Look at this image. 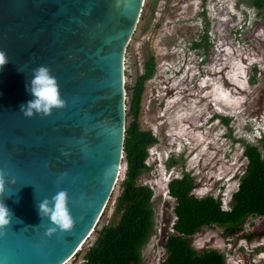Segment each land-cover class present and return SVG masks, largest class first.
<instances>
[{"label": "water", "instance_id": "1", "mask_svg": "<svg viewBox=\"0 0 264 264\" xmlns=\"http://www.w3.org/2000/svg\"><path fill=\"white\" fill-rule=\"evenodd\" d=\"M144 1L0 0V50L11 61L0 71V169L8 181L0 201L13 214L0 235V264H63L93 230L121 164L124 54ZM41 65L57 78L66 107L27 118L26 82ZM61 190L74 227L47 236L52 225L38 204Z\"/></svg>", "mask_w": 264, "mask_h": 264}, {"label": "rangeland", "instance_id": "2", "mask_svg": "<svg viewBox=\"0 0 264 264\" xmlns=\"http://www.w3.org/2000/svg\"><path fill=\"white\" fill-rule=\"evenodd\" d=\"M256 11L245 0H145L124 54L125 126L133 118L129 110L132 88L151 56L154 73L143 84L137 124L156 138L152 150L159 153L173 150L174 139L179 136L189 150L197 147L194 158L184 152L168 159L166 168L173 170L169 177L189 173L194 177L192 194L217 197L224 208L246 164L243 144L258 143V138L247 132L253 130L254 118H259L258 125L263 119L260 115L264 116V19ZM204 25L207 49L191 50L190 42L201 37ZM165 76L177 82L171 87V95L178 99L170 103L163 91L158 92L159 85L166 84L162 80ZM175 90H182L184 96ZM164 100L167 111L163 109ZM208 113L219 118L206 121ZM223 116L228 124L221 120ZM155 155L147 150L148 169L137 180L152 188L154 209L153 231L142 248L140 264H160L166 254V234L171 232L174 220L175 200L167 194L161 179L164 166ZM125 171L122 158L93 230L64 264L81 262L101 228L118 220L115 203ZM251 231L256 235L243 238V233ZM190 243L196 250L218 249L226 264H264V216L248 217L242 231L234 234H227L219 225L203 226L190 237Z\"/></svg>", "mask_w": 264, "mask_h": 264}, {"label": "trees", "instance_id": "3", "mask_svg": "<svg viewBox=\"0 0 264 264\" xmlns=\"http://www.w3.org/2000/svg\"><path fill=\"white\" fill-rule=\"evenodd\" d=\"M245 4L254 7L257 10L255 14L264 19V0H245ZM206 31L204 25L201 37L190 42L192 48L207 49ZM153 73L154 61L150 56L132 88L129 110L134 117L143 84ZM221 120L228 124L225 116ZM151 140V136L139 130L136 118L128 122L122 147L126 171L115 203L118 220L101 228L85 251L82 261L77 264L141 263L142 248L154 227V209L152 188L137 180L148 169L145 145ZM242 154L246 164L227 208L222 206L219 198L210 194L199 197L192 194L194 177L189 173L184 172L180 177L169 180L167 194L175 200L172 207L174 220L170 226L171 232L166 234V254L160 264H226L222 252L215 248L196 250L190 243V237L207 225L222 226L227 234L238 233L248 217L264 216V135L257 144L244 143ZM255 235L256 232L251 231L242 236L251 239Z\"/></svg>", "mask_w": 264, "mask_h": 264}, {"label": "clouds", "instance_id": "4", "mask_svg": "<svg viewBox=\"0 0 264 264\" xmlns=\"http://www.w3.org/2000/svg\"><path fill=\"white\" fill-rule=\"evenodd\" d=\"M9 63H11V61L8 57V54L5 51L0 50V71H3ZM17 71L22 72V70L19 68H17ZM26 91H28L33 96V99L28 101L27 104L20 105V112H22L23 115L27 118H32L34 115H40L42 117L50 116L54 109H62L66 107L67 102L61 96L60 85L58 83V80L55 76L52 75L51 69L48 66L41 65L32 70V78L30 81L26 82ZM260 116L264 119V116ZM210 118L217 119L219 117H213V115H209L208 113L206 121H208ZM258 119V117L256 119H253V121L255 122L252 126L253 130L247 133L248 136L253 135L259 139L262 135H264V122H262V119L261 122H259V124L257 125L256 123ZM255 133H257V135ZM174 142H176V144L174 143V149L169 152L167 151L170 148H168L167 150H161L160 153L157 149L152 150V147L149 149V153H156L155 158L158 159L161 163H163L164 167L162 168L164 172L160 174L162 182H164L166 187L167 183L172 177L181 176L180 175L169 177L171 174H173V170H168V168H166L168 159L173 154L180 155L184 152H186V156L190 155L188 158H194L196 155L194 150L197 149V147H191V150H189L186 146V144L188 143L182 141L180 136L177 139H174ZM178 143H182V145H179ZM198 162L199 159H197V162L192 165V168L197 165ZM6 183H8V181L6 180V174L2 169H0V196H3V194L5 193ZM11 183L15 185L16 181L13 179L11 180ZM230 198L231 193L229 199ZM38 210L39 215L41 217L47 218L50 221V224L52 225L46 230L45 235L52 236L58 231L60 233H67L72 231L75 222L72 217L71 210L69 208V194L66 190H61L57 192L54 196H52L50 199L46 198L41 201L38 204ZM12 220V212L8 207L5 206L3 201H0V235L6 234L7 229L11 226ZM239 246H241V244H239Z\"/></svg>", "mask_w": 264, "mask_h": 264}, {"label": "flooded vegetation", "instance_id": "5", "mask_svg": "<svg viewBox=\"0 0 264 264\" xmlns=\"http://www.w3.org/2000/svg\"><path fill=\"white\" fill-rule=\"evenodd\" d=\"M190 47H191V50L192 49H196V48H192V46H191V44H190ZM200 61V60H199ZM144 65H145V63H144ZM167 71H169L167 68H165ZM173 75V74H172ZM170 78L169 77H167V76H165V78H163L162 80H164V81H166V84H161V85H159V89H158V92L160 93V92H162L163 91V93H164V99L166 100V99H168L169 101H168V103H170L171 101H173V100H175V99H178V98H176V97H174V98H172V95H171V87H172V85H174V83H177V82H175V80L176 79H172V80H169ZM135 85V84H134ZM177 85V84H176ZM157 91V90H156ZM176 91H179V94H181V95H183L184 96V92L182 91V90H175L174 91V93H177ZM135 92V91H134ZM157 94V93H156ZM164 100V102H163V109H165V111H167V105H168V103H167V105H165L166 104V101ZM137 106H138V104H137ZM126 108V107H125ZM170 110V109H169ZM177 110H179V108L177 109ZM126 113V112H125ZM162 113H163V111L161 110V113H160V116L162 115ZM137 114H138V111H137ZM133 118L131 119V120H133L134 118H136L137 117V115H136V117H134V116H132ZM156 115H155V119H156ZM154 119V118H153ZM156 121H157V119H156ZM136 122H137V119H136ZM150 123H151V121H150ZM138 127H139V125H138ZM139 130L140 131H142V132H144L145 134H147L148 136H151L152 137V140L151 141H149V142H147L146 143V145H145V150L147 151V150H149L151 147H153L154 146V143H156V138L155 137H153L152 135H151V133H150V131L149 130H142V129H140V127H139Z\"/></svg>", "mask_w": 264, "mask_h": 264}, {"label": "bare ground", "instance_id": "6", "mask_svg": "<svg viewBox=\"0 0 264 264\" xmlns=\"http://www.w3.org/2000/svg\"><path fill=\"white\" fill-rule=\"evenodd\" d=\"M175 73H176V71L173 73L172 77L175 75ZM170 79H171V78H170ZM118 173H119V172H118ZM88 236H89V235H88ZM88 236H87V237H88ZM82 243H83V242H82ZM82 243H81V244H82ZM78 249H80V248H78ZM67 260H68V259H67ZM67 260H66V261H67ZM66 261H65V262H66ZM65 262H64V263H65ZM64 263H63V264H64Z\"/></svg>", "mask_w": 264, "mask_h": 264}, {"label": "built area", "instance_id": "7", "mask_svg": "<svg viewBox=\"0 0 264 264\" xmlns=\"http://www.w3.org/2000/svg\"><path fill=\"white\" fill-rule=\"evenodd\" d=\"M122 158H124V154H123V152H122V155H121V159H122ZM119 168H120V167H119Z\"/></svg>", "mask_w": 264, "mask_h": 264}]
</instances>
